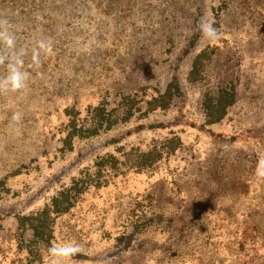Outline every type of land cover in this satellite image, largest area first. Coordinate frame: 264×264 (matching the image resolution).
Masks as SVG:
<instances>
[{
	"label": "rangeland",
	"instance_id": "obj_1",
	"mask_svg": "<svg viewBox=\"0 0 264 264\" xmlns=\"http://www.w3.org/2000/svg\"><path fill=\"white\" fill-rule=\"evenodd\" d=\"M0 19L29 55L54 43L0 90V264L69 242L67 264H264V0H0Z\"/></svg>",
	"mask_w": 264,
	"mask_h": 264
},
{
	"label": "clouds",
	"instance_id": "obj_2",
	"mask_svg": "<svg viewBox=\"0 0 264 264\" xmlns=\"http://www.w3.org/2000/svg\"><path fill=\"white\" fill-rule=\"evenodd\" d=\"M197 30L208 40L218 38L219 32L212 21L202 19ZM54 43L50 38H41L35 41V47L29 55L28 49L18 47L15 32L12 30L7 19H0V65H4L6 71L0 77V90L20 91L27 87L32 73L27 69H39L41 67V56L52 55ZM29 63L26 67V59ZM21 119L20 113L12 116L14 122ZM80 252L79 244L75 242L61 243L47 248V254L54 260L55 264H67Z\"/></svg>",
	"mask_w": 264,
	"mask_h": 264
}]
</instances>
